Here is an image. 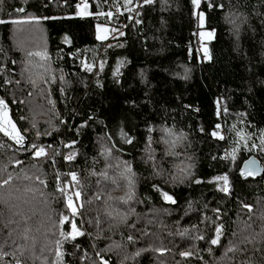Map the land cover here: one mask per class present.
Here are the masks:
<instances>
[{
    "label": "trees",
    "instance_id": "trees-1",
    "mask_svg": "<svg viewBox=\"0 0 264 264\" xmlns=\"http://www.w3.org/2000/svg\"><path fill=\"white\" fill-rule=\"evenodd\" d=\"M81 2L0 0V264H264V0Z\"/></svg>",
    "mask_w": 264,
    "mask_h": 264
},
{
    "label": "snow or ice",
    "instance_id": "snow-or-ice-1",
    "mask_svg": "<svg viewBox=\"0 0 264 264\" xmlns=\"http://www.w3.org/2000/svg\"><path fill=\"white\" fill-rule=\"evenodd\" d=\"M131 2H132V0H128V3H131ZM145 3H152V0H145ZM200 3H201V0H192V4L194 6H196L197 8H199ZM77 8L79 9V12H78L79 15H85V14L90 15L91 14L88 12L89 5L87 3V0H82L81 4H77ZM18 11H24V9L20 8V9H18ZM100 15H107V16L111 17L113 14L111 12H108L106 14L101 12ZM200 22H201V25L204 22L203 14H200ZM3 23H6V21L0 20V24H3ZM16 23H19V21H16ZM99 31H101L102 33H107L110 31V29L103 28V29H99ZM113 31H115V29H113ZM121 35H122V33H121ZM212 35H213V33H211V32L200 34L201 39L211 38ZM106 38H107L106 35L98 36V39H106ZM203 51H204L205 55L208 54V50L206 47L203 49ZM217 127H219V125H217ZM0 131L4 132V134L6 136H10L12 139H14L17 144H22L24 141V136L21 135L20 131L16 128V125L9 119L8 112H7V105L5 104V102L3 100H0ZM212 134L214 136L217 135V133H215V132H213ZM220 138L223 139L222 136ZM31 147L33 149H35L34 155L36 157L39 158V157H43V156L47 155L44 147H38L35 144H33ZM72 158L73 157L71 155L68 157L69 160H71ZM72 179L73 180L76 179L75 174H72ZM216 180H223L225 182V184H227L228 178H227V176L216 177ZM5 183H7V181H5ZM225 190H227V189H225ZM60 191H61V193H63L65 190L63 188H61ZM75 195L78 197L80 194H79V192H77V193H75ZM165 198L169 199V200L171 199V197H168L167 194H165ZM68 207L71 208L73 211V214H75L76 208L73 204L72 196H68ZM64 220H68V217L65 216ZM71 227H72V233L74 235L75 234H82V233H79L75 222H72ZM219 231L220 230L218 229L217 230V232H218L217 238L213 239L211 241L212 244H217L219 242ZM74 235H73V238H74ZM185 255H189V253H185Z\"/></svg>",
    "mask_w": 264,
    "mask_h": 264
},
{
    "label": "rangeland",
    "instance_id": "rangeland-1",
    "mask_svg": "<svg viewBox=\"0 0 264 264\" xmlns=\"http://www.w3.org/2000/svg\"><path fill=\"white\" fill-rule=\"evenodd\" d=\"M128 1V0H127ZM204 0H201V2H203ZM82 3V2H81ZM80 3V4H81ZM128 5H129V3H128ZM88 10H89V8H88ZM78 12H79V9H78ZM100 13L101 12H99L98 14H96V16H97V18L101 21V22H103L102 21V16L103 15H100ZM200 14H203V12H200L199 13V29H198V33H197V35H198V41H199V45L197 46V50L199 51V57H200V59H204V57H207V55H205V53H204V51H203V49L206 47L207 49H208V47H207V43L213 38V35H212V37L211 38H204V39H201V36H200V34L201 33H208V32H211V31H209V30H206V29H204L203 28V24L201 25V22H200ZM79 15V14H78ZM86 15V14H85ZM80 16H83V15H80ZM203 16H204V14H203ZM98 27V30H97V39H98V36H100V35H106V37H107V33H102L101 31H99V29H103V28H108L107 26H104V25H98L97 26ZM212 33V32H211ZM99 41H103V40H105V39H98ZM208 53H209V50H208ZM7 112H8V117H9V119L11 120V117H10V114H9V111H8V108H7ZM12 121V120H11ZM17 128V127H16ZM14 140V139H13ZM15 141V140H14ZM223 182V180H215V182L213 183V185H218L219 186V184H221ZM161 198H162V200H164L166 203H172V199H166L165 198V194H162V196H161ZM220 230L219 231V237L221 236V233H222V227L220 226V227H218L217 228V230ZM217 230H216V235H215V238L214 239H216L217 238V235H218V232H217ZM74 235V234H73ZM77 234H75L74 236H76Z\"/></svg>",
    "mask_w": 264,
    "mask_h": 264
},
{
    "label": "water",
    "instance_id": "water-1",
    "mask_svg": "<svg viewBox=\"0 0 264 264\" xmlns=\"http://www.w3.org/2000/svg\"><path fill=\"white\" fill-rule=\"evenodd\" d=\"M263 173L264 168L262 164L253 156L244 160L240 167V176L243 178L255 179L261 177Z\"/></svg>",
    "mask_w": 264,
    "mask_h": 264
},
{
    "label": "built area",
    "instance_id": "built-area-1",
    "mask_svg": "<svg viewBox=\"0 0 264 264\" xmlns=\"http://www.w3.org/2000/svg\"><path fill=\"white\" fill-rule=\"evenodd\" d=\"M113 15L116 16V17H118V18L123 17L122 12H121L119 9L115 10L114 13H113ZM110 19H111V18H110ZM116 26H118L119 28H118V33L116 34L115 37H117L120 33H122V32H123V29H124L123 27H121V26H119V25H115V27H116ZM107 41H108V39H106V40L103 41L102 49L105 48ZM98 72H99V69L96 68V69H95V75H97ZM45 151H46V153H47V149H46V148H45ZM33 156H34L35 159H41V158L45 157V156H43V157H39V158H38V157H36L35 155H33ZM68 157H69V155L66 156L65 159H66V160H69ZM72 184H75V182L72 181Z\"/></svg>",
    "mask_w": 264,
    "mask_h": 264
}]
</instances>
